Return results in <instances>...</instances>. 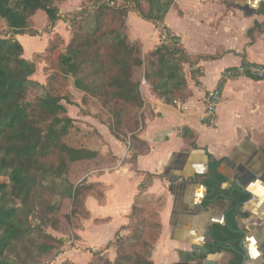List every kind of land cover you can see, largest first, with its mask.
Segmentation results:
<instances>
[{"label": "crops", "instance_id": "obj_1", "mask_svg": "<svg viewBox=\"0 0 264 264\" xmlns=\"http://www.w3.org/2000/svg\"><path fill=\"white\" fill-rule=\"evenodd\" d=\"M262 2L176 0L165 24L190 57L198 59L195 67L201 70L194 79L191 65L184 64L190 95L169 104L149 83L141 86L144 104L138 108L141 126L136 135L145 146L134 161L135 150L125 141L118 152H109L111 157L89 147L110 163L94 170L88 181L99 182L105 195L107 189L123 190V230L130 223L135 201L161 202L157 210L161 231L152 251L153 264L231 263L233 254L228 250L205 251L212 226L227 223L233 204L229 197L207 206L203 203L207 188L196 175L208 171L209 154L223 160L219 167L225 176L222 188L251 194L250 201L240 207L245 215L239 213L235 223L243 233L245 264H264V79L243 75L223 82L221 78L230 66L264 64ZM141 18L131 10L128 24L145 23ZM151 27L154 31L149 36L136 40L145 52L155 49L162 39L160 29L154 23ZM219 86L221 102L214 117L207 116V97ZM99 133L103 134L100 129ZM148 176L151 180L141 190ZM195 251L198 257L192 256Z\"/></svg>", "mask_w": 264, "mask_h": 264}, {"label": "trees", "instance_id": "obj_2", "mask_svg": "<svg viewBox=\"0 0 264 264\" xmlns=\"http://www.w3.org/2000/svg\"><path fill=\"white\" fill-rule=\"evenodd\" d=\"M132 1L139 15L154 23L161 32V43L150 52V59L146 61V57L143 58L141 44L138 41H131L125 34L124 18L121 24L123 33L119 29H109V26H105L106 20L116 13L125 15L123 10L126 6L102 2L92 12V17L97 22L92 32L77 33L54 60L51 58L46 60L49 61L48 67L53 71L54 78L60 75L73 77V86L84 93V103L92 96L98 98L104 107H109L108 105L112 107L114 119L109 124V131L114 137L127 142L129 149L135 150L131 157L134 161L137 155L144 151L145 146L136 135L141 126V115L138 113L140 126L134 130H125L123 139L119 127L122 126V118L124 121L131 109L143 106L142 83H149L155 93L167 103L173 104L177 100L186 99L191 93L189 91L182 94L183 90H188L184 64L191 65L192 73L198 74L201 70L195 67L198 59L190 57L182 47L180 38L165 24V18L176 0H147L149 3L147 11L141 8V0ZM39 10L47 14L51 25H55L61 19L54 0H0V19H4L13 32L12 36L0 38V264H12L9 259L10 253L17 251V247L24 245V241H33L31 237L33 227L27 224L26 219L33 212L31 204L36 201V188L43 185L42 180L45 177L61 176L62 172L67 170L66 166L68 168L74 162L99 157L106 159L104 155L89 147H76L66 142L75 121L66 115L67 108L62 102L65 98L51 89L52 86L45 89V84L33 77L37 71L36 62L24 57V46L17 36L26 33L29 17ZM262 11L264 12V0ZM104 27L108 29L105 30ZM30 34L36 35L38 32L33 31ZM99 41L102 43L113 41L115 47L119 49L115 55L110 56V61L100 52L93 55L84 53L87 46ZM47 50L49 51V46ZM138 70L142 72V78L136 77L135 73ZM91 76L101 80L90 83L88 79ZM50 80L52 81L49 78ZM48 83L50 85V82ZM30 87H44V92L30 101L28 100ZM192 146L197 148L194 142ZM209 159L208 171L196 175L207 188L204 205L207 206L222 197H229L233 204L227 223L212 226L207 247L209 252L228 250L233 254L230 264H242L245 254L242 245L243 233L237 228L235 217L239 213L245 215L240 211V207L251 194L238 188L234 190L222 188L225 176L219 167L223 160L216 159L211 154ZM4 175L7 176V180H3ZM150 180L148 176L141 184V190L147 187ZM98 186H101L99 182H89L87 185L90 191ZM66 191L68 193H65V196L75 193L73 197L78 192L77 189H73L72 184H68ZM98 194L104 196L102 191ZM17 199L25 205L24 217L20 215ZM141 207L139 201H135L130 221L134 213L135 215L140 213L141 210L136 209ZM156 226L158 230L155 242L161 231L159 219ZM139 231V235L144 239L143 231ZM47 237L56 239L48 234ZM56 240L60 246L63 245V241ZM118 243L119 248H122L128 243V238H123V242ZM36 247L42 253L52 248L49 244H38ZM133 254L136 256L135 260ZM14 263L25 264L24 261ZM108 264H153V261L140 253L127 251Z\"/></svg>", "mask_w": 264, "mask_h": 264}, {"label": "rangeland", "instance_id": "obj_3", "mask_svg": "<svg viewBox=\"0 0 264 264\" xmlns=\"http://www.w3.org/2000/svg\"><path fill=\"white\" fill-rule=\"evenodd\" d=\"M102 2H108L114 6H126V8L123 7L125 15L116 13L106 20L105 26H109V29H119L123 33L121 24L124 18L126 21L124 32L131 41H136L138 37L149 36L154 31L151 27L152 23L142 18L145 23L133 21L129 23V26L127 19L129 11H135V14L139 15L132 0H54V4L59 8L61 19L55 25H51L47 14L43 10H39L29 17L26 33L18 35L17 38L24 46V57L36 62L37 71L33 77L44 83L45 89L52 86L51 89L59 92L65 98L62 102L67 108L66 115L75 121V126L71 129L66 142L76 147L99 148L107 152L109 156L111 154L109 152H118L119 146H123V141L114 137L109 131V124L114 119V110L110 105L104 107L98 98L92 96H89L87 103H84V93L73 86V77L60 75L58 78L56 77L57 79L54 78V73L49 70V61H47V58L54 60L77 33L89 34L92 32L97 24L95 18L92 17V12ZM148 7V1L141 0V8L147 11ZM173 21L174 19L171 17L169 22L173 23ZM104 29L108 28L104 27ZM33 31H37L38 34L31 35L30 33ZM12 35L13 32L7 22L0 19V38ZM47 46H49V51ZM118 50L113 41H103V43L99 41L93 42L92 46H87L84 53L93 55L100 52L110 61V56L115 55ZM143 50L144 47L142 54L147 61L151 58V51ZM135 74L138 78L143 77L140 70ZM187 74L190 75L189 72ZM192 76L196 78L195 73H192ZM49 78L52 81H49ZM100 80L91 76L88 82H99ZM106 81L108 82V80ZM44 87H30L28 100H35L37 95L44 92ZM188 92L189 89L183 90L182 94ZM139 112L138 108L131 109L124 121L122 118V126L119 127L122 139L125 130H134L140 126ZM99 129L103 134L99 133ZM106 159L99 157L93 160L74 162L68 168L66 166L67 170L63 171L61 176H47L42 180L43 185L36 188V201L31 204L33 212L26 219L27 224L33 227L31 232L33 241H24V245H20L17 247V251L10 253L9 259L13 262L12 264H15L16 261H24L25 264H76L77 262L79 264H108L127 251L140 253L143 257L153 261L151 256L158 230L156 226L158 224L157 210L161 206V202L156 203L154 199V201L140 199L139 205L142 207L136 209L141 210L140 213L136 215L134 213L129 225L125 226V230H123V190L117 192L107 189L105 195L103 186H98L92 191L87 187L89 176H92L94 170L104 167ZM109 163L107 161L105 164ZM108 167L110 170L114 169V167L111 168V165ZM3 180H7L6 175L3 176ZM68 184H72L73 189L78 191L74 197L75 193L65 196V193H68L66 191ZM110 184V188L113 189L114 183ZM99 191H102L104 196H100ZM90 197L93 198L89 201ZM16 202L20 207V215L24 217L26 214L25 205L19 199ZM139 230L143 231L144 239L139 235ZM47 234L63 241V245L60 246L56 239L47 237ZM123 238H128V243L119 248L118 242H123ZM38 244H49L52 248L42 253L36 247ZM61 253H64V257H60ZM59 258L60 261L56 263Z\"/></svg>", "mask_w": 264, "mask_h": 264}, {"label": "built area", "instance_id": "obj_4", "mask_svg": "<svg viewBox=\"0 0 264 264\" xmlns=\"http://www.w3.org/2000/svg\"><path fill=\"white\" fill-rule=\"evenodd\" d=\"M248 75L257 79H264V64L259 63H242L230 66L222 72V81L225 82L232 78ZM222 99L221 87L213 89L207 97L206 115L214 117L217 107Z\"/></svg>", "mask_w": 264, "mask_h": 264}, {"label": "water", "instance_id": "obj_5", "mask_svg": "<svg viewBox=\"0 0 264 264\" xmlns=\"http://www.w3.org/2000/svg\"><path fill=\"white\" fill-rule=\"evenodd\" d=\"M241 185V184H240ZM242 186V185H241ZM250 201V198L247 200V203ZM205 251L207 252V253H209V249L208 248H205ZM198 252L197 251H195L193 254H192V256L193 257H198ZM246 260H247V251L245 250V254H244V259H243V263L242 264H245V262H246ZM205 264H208V262H206Z\"/></svg>", "mask_w": 264, "mask_h": 264}]
</instances>
